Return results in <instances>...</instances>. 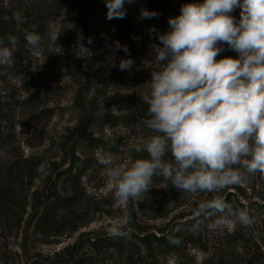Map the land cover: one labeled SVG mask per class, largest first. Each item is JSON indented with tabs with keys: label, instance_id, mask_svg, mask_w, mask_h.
Masks as SVG:
<instances>
[{
	"label": "clouds",
	"instance_id": "1",
	"mask_svg": "<svg viewBox=\"0 0 264 264\" xmlns=\"http://www.w3.org/2000/svg\"><path fill=\"white\" fill-rule=\"evenodd\" d=\"M104 2L106 19L112 20L124 19L125 3L135 0ZM237 8L238 21L230 15ZM156 16L154 11L140 10L141 18ZM15 19L26 22L19 13ZM168 25L169 31L156 33L159 42L151 45L154 59L150 63L157 68L146 83L150 91L143 100L148 107L146 118L140 121L154 134L135 148L147 152L149 158L127 166L117 163L110 153L99 159L118 206L142 202L154 177L190 195L245 184L250 175L264 178V0L183 4L180 15L170 17ZM47 36L49 46L59 37L53 23L47 26ZM25 41L34 54L46 42L27 29ZM18 43L16 36L8 37V46L0 41V66L13 62ZM114 44L123 47L118 41ZM224 44L238 57L217 60ZM132 64L130 59L121 60L119 68L129 70ZM169 154L171 159H165ZM194 212L216 216L212 226L218 229L228 224L251 228L255 223L248 208H234L221 196L202 202ZM132 231L130 223L114 220L106 234L111 239H130ZM169 241L179 243L172 237Z\"/></svg>",
	"mask_w": 264,
	"mask_h": 264
},
{
	"label": "rangeland",
	"instance_id": "2",
	"mask_svg": "<svg viewBox=\"0 0 264 264\" xmlns=\"http://www.w3.org/2000/svg\"><path fill=\"white\" fill-rule=\"evenodd\" d=\"M7 2L8 0H4L5 5ZM124 7V19L108 20L106 13L94 20L92 27L72 38L70 53L72 59L80 64L76 66L82 70L81 83L68 76L64 63L66 51L69 49L67 40L76 21L74 14H61L52 18L59 36L56 42L53 41L49 46L47 36L43 50L34 54L28 50L26 41L20 38L13 62L0 66V160L5 161L21 155L40 157L43 165L40 180L34 183V187H37L50 174L54 164L59 165L62 161V148L72 134L78 133L76 130L85 132L89 138L96 139L99 143L98 146H83L78 150L97 163L96 171H89L85 178L86 186L92 195L103 199L108 211L107 214L97 217L88 227L50 244L37 242L33 229L27 231L26 224L20 229L13 228L0 215V264H33L35 260H38L36 264H42L67 246L73 245L80 233H106L107 227L114 220L126 224L135 221L155 234L159 230L174 229L175 232L191 233L196 237V243H185L179 254L159 252L160 264H200L218 253L221 240L229 254L239 257L241 243H228L227 234L248 239L251 251L258 246L260 260L264 264V233L258 228L259 218L264 215V200L261 198L264 196V178L259 174L250 175L245 184L187 197L182 204L172 206L167 216L151 209V202L156 199L166 200L163 194L169 192L167 185L157 184L154 178L151 190L145 194L146 199L143 197L139 204L130 201L127 205L118 206L114 202L113 189L106 183L104 166L99 163L100 156L110 153L117 163L129 165L130 150L121 143L119 149L114 150L113 147L121 138L130 144L136 137L127 130L126 111L109 99L121 87V95L128 89L119 84L121 53L114 42L117 41L124 23L130 22L134 31L131 47H134L140 63L135 69V85L138 88L151 80V70L157 68L150 63L154 59L151 45L159 42L156 33L150 32V28L137 18L135 5L125 3ZM7 10L9 13L14 8ZM167 31L169 29L166 28L161 33ZM0 41H3V46H8V41ZM35 64L41 65L35 71L30 70ZM130 81L131 84L132 79ZM79 95L88 104L85 112L78 108ZM253 186H256L255 190ZM216 196L223 197L234 208H248L255 217L254 225L245 228L228 224L218 229L212 226L214 222L207 225L203 223L191 229L184 226V223L194 215L178 219L181 215L190 213L196 203L200 205ZM165 202L168 203L169 200ZM180 254H185L187 260L180 258ZM111 261L112 264H121L114 256H111Z\"/></svg>",
	"mask_w": 264,
	"mask_h": 264
},
{
	"label": "trees",
	"instance_id": "3",
	"mask_svg": "<svg viewBox=\"0 0 264 264\" xmlns=\"http://www.w3.org/2000/svg\"><path fill=\"white\" fill-rule=\"evenodd\" d=\"M194 2L203 3V0H135L132 4L135 5L137 18L142 21L141 23L150 30L155 29L152 33H161L163 29H169L168 19L170 17L180 15V8L183 4ZM10 7L14 10L8 13L7 9ZM141 9L154 11L158 13V16L141 18ZM17 13L26 19L25 23L17 22L15 19ZM106 13L104 0H8L6 5L3 0L0 1V39L8 41L9 36H16L18 40L23 38L25 41L26 29L47 38V26L53 23L54 16L74 14L76 21L67 40L69 49L66 51L64 63L68 76L75 82H79L83 79V74L81 68L76 66L80 64L74 58L72 59L71 40L88 27H92L93 21ZM231 14L236 16L238 21L240 9H235ZM133 33L132 24L125 22L119 30L117 39L123 46L119 48L120 59H130L133 62L131 69L123 71L119 69L121 78L119 84L128 89H125L126 93L121 95V87L114 97L109 98L126 111L127 130L136 136L130 144L121 138L113 147L114 150L119 149V143H121L130 150L129 165L136 159L149 158L147 152H137L135 148L145 137L154 134L140 123L146 118L148 106L143 98L149 93L150 88L148 84L141 88L135 85V69L140 63L134 47H131ZM124 47L127 48V52L123 50ZM223 49L216 57L217 60L225 57H238V53L230 49L227 44L223 45ZM77 104L79 110L87 111L88 104L81 96ZM76 132L78 133H73L62 148V161L59 165L54 164V167L50 169V174L42 179L37 187H34V183L40 180L43 165L40 157L21 155L5 161L0 160L1 218L16 229L26 224L27 231L33 229L35 240L41 244H50L62 237L79 232L88 227L97 217L108 213L103 199L92 195L85 182L89 171H96L97 163L85 153L78 151L83 146L91 148L98 146L99 143L96 139L89 138L85 132L80 133L79 130ZM165 159H171L170 154ZM154 180L157 184L167 185L169 188V192L163 194V198L169 200L168 203L163 199L151 202V209L163 212V216L170 213L172 206H178L187 197L192 196L177 191L162 177H154ZM255 187L253 186L254 190ZM261 198L264 200V196ZM198 207L196 203L190 213L178 217V219H183L185 216L194 215L192 219L185 221L184 226L193 229L203 223L207 225V223L216 222V216H197L194 210ZM130 226L133 229L130 239H111L106 233H80L73 245L67 246L53 258L44 262L46 264H112L111 256H114L121 264H160L158 255L165 252L179 254L185 243H196V237L191 233L185 234L182 231L175 232L171 229L170 231L159 230V233L155 234L135 221H130ZM258 228L264 233V215L259 218ZM169 237L178 240L179 243L170 242ZM233 237L235 238V234H227L226 240L230 244L241 243L242 249L239 257L229 254L221 240L218 253L201 261L200 264H262L258 246L257 249L251 251L248 239L242 236L235 239ZM186 257L185 254H180V258L187 260ZM35 261L33 264H36L38 260Z\"/></svg>",
	"mask_w": 264,
	"mask_h": 264
}]
</instances>
